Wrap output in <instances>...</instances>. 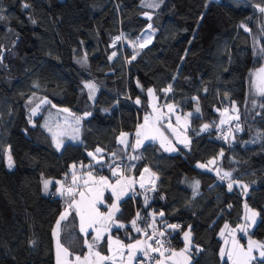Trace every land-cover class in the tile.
I'll use <instances>...</instances> for the list:
<instances>
[{
  "label": "trees",
  "instance_id": "obj_1",
  "mask_svg": "<svg viewBox=\"0 0 264 264\" xmlns=\"http://www.w3.org/2000/svg\"><path fill=\"white\" fill-rule=\"evenodd\" d=\"M142 2L0 0V264H55L52 231L67 204L56 194V181L71 164L92 162L88 152L97 147L103 150V164H110L102 170L95 166L105 174L125 156L128 147L124 150L117 138L134 130L150 112L148 88L159 104L173 103L178 111L193 113L185 130L190 144H176L177 151L171 154L151 142L138 149L140 159L130 160L126 171L133 162L135 176L148 168L155 174V190L148 185L140 194L123 197L117 216L125 227H114L112 235L127 242L140 237L131 225L139 212L137 223L146 224L151 234L154 229L163 231V241L173 250L184 246L182 232L190 226V264H229L220 256V232L226 223L229 227L242 223L247 203L260 213L249 235L264 239V95L255 105L248 96L249 73L264 62L260 53L264 21L259 11L264 3L164 0L149 8ZM23 3L29 7L23 8ZM147 10L151 19L144 15ZM148 31L150 43L131 47L129 40H144ZM88 82L96 86L92 99L84 87ZM30 97L32 106L47 99L50 103L41 104V109L66 107L81 117L80 139L66 140L57 151L42 126L44 112L30 117L25 104ZM233 104L237 107L229 133L233 137L228 134L222 141L212 126L223 107L232 110ZM86 112L91 115L85 117ZM204 124L210 127L201 132ZM7 147L12 169L6 166ZM213 158L211 170L197 167ZM225 172L231 176L221 179ZM44 179L52 181L47 194ZM230 179L240 186L229 191ZM243 185H248L246 195ZM151 211L164 215L155 216L149 227ZM169 224L180 227L173 230ZM59 239L71 256L86 251L74 213L62 221ZM107 248L104 238L98 249ZM251 264H261V259Z\"/></svg>",
  "mask_w": 264,
  "mask_h": 264
},
{
  "label": "snow or ice",
  "instance_id": "obj_2",
  "mask_svg": "<svg viewBox=\"0 0 264 264\" xmlns=\"http://www.w3.org/2000/svg\"><path fill=\"white\" fill-rule=\"evenodd\" d=\"M164 0H159V3L153 4L149 3L146 6L147 7H159L160 4H162ZM261 3H264V0H261ZM29 5L27 3H23V8H28ZM259 11L261 13H264V7H259ZM144 15L148 16V13H144ZM3 17H0L2 19ZM149 19H151L150 16H148ZM35 23V21H33ZM149 28L152 26L149 25ZM240 27H243L245 31H249L244 24H241ZM120 37H116V40H119ZM151 38L148 37L146 40V43H150ZM141 47H144L145 44H141ZM260 53H264V48L260 49ZM138 54V53H137ZM116 53H112V56L109 57L111 60L113 56H115ZM136 55L134 54L132 56V59H135ZM85 63H86V57ZM251 86L255 89L257 94L264 95V66L257 69L255 72L251 73ZM175 79V77H173ZM85 88L89 89V98L92 99L94 96V93L96 91V86L92 84L91 82L85 83ZM138 87H140L138 83ZM166 93L168 91H171V85L164 90ZM147 93L149 97H152L154 95V91L152 88L147 89ZM194 100H197L196 97H193ZM44 103H50L47 99L42 100L41 104ZM135 103L139 105L141 103L140 99L137 98ZM255 104V101H253ZM55 107V105H53ZM264 107V105H262ZM40 108V105L38 104L35 108L31 109V115L35 116ZM167 108L169 110V113L173 112L174 106L172 104H168ZM235 106L233 105V111H235ZM63 111L67 112L68 109H63ZM195 111L198 113L200 111V108L197 106ZM227 111V109H225ZM153 112L156 113V115H146L144 117V122L142 124H138L136 131H135V143L132 144L129 139V133L121 132L119 137L117 138L118 143L121 145H124L125 148L131 146L133 151L140 148L142 145H144L145 141L151 140V141H160V146L165 151H177L176 147L173 146L172 141L168 139L167 136L164 135V133L161 131L160 125L163 122V116L164 114L162 112H159L155 105H153ZM85 117L90 116V112H86ZM223 115V114H222ZM257 115H260V113H257ZM193 116L192 112H189L184 115L183 119L185 122L188 121L190 117ZM238 119V117H237ZM81 120V117H76V123L79 124ZM181 117L177 116V124L180 123ZM31 123V120H29ZM221 124L226 123L225 120L220 121ZM185 130L187 129V124L184 125ZM210 125L204 124L200 131L204 132L206 131ZM168 128L172 130V132L175 134L176 129L172 128L171 123H169ZM236 130L239 131L240 127L239 125L236 126ZM51 131V129H49ZM62 134V133H61ZM58 133L53 132L52 133V140L55 144V147L57 151L60 150L61 146L63 145V141L58 139V136L61 135ZM72 139H78L77 136H73ZM227 139V137H225ZM178 143H183L185 147L190 144V140L185 137L183 141H178ZM103 150L99 147L96 148L95 152H88V156L92 157L93 160H96L97 163L100 162V160L103 159L102 156L98 158V154H100ZM6 159H7V166L8 168L14 167V161L12 158V155L10 151L6 150ZM221 155H223V152H221ZM112 157L116 158V153H112ZM129 160H139V156H129ZM215 163V160L209 161V164ZM81 167H91L81 165ZM197 167L203 168L205 165L203 164H197ZM76 165H72V184L71 185H65L61 181H56V184L58 187L56 188V194L60 195L61 197L67 198V208L60 214L59 219L56 221V226L53 229V236L56 238V264H107V262H111V264H116V257L119 256L121 261L124 258L125 255V249H127V255L132 258L136 256L137 252H142L144 257L149 260H154L155 264H169V262H172V264H180V262L176 259L178 257L183 258L185 264L190 260V257L187 255L190 251L192 245L191 240V230L189 226V231H185L183 234L184 238V248L181 249L179 252L171 249L166 248L164 246V243L159 240L155 239V236L157 235L156 230L154 229L152 236H147V233L145 232L144 235L147 236L146 240H135L134 243L124 244L120 239H113L111 236V230L115 228H123L125 227L124 224L120 223L118 220L117 214L120 213V203L122 201V198L127 195L129 192H135V189L133 185L136 183V181L131 178L123 175V172L121 170V165L113 164L110 166V170L112 172V176L115 177V182L113 183L110 181L108 177L105 176H99L96 177L93 175L91 171H88L87 173H84L81 176H77L76 174ZM144 172H149L150 170L148 168L144 169ZM150 175L154 176V173H150ZM231 173L225 172L224 176L221 177V179H224L225 177H230ZM81 181L83 183L81 184ZM52 183L50 180H44L43 181V187L45 190V193L47 194V189L49 188V185ZM150 183L152 184V190H155V180H151ZM233 183H236L239 187L238 182H230L228 184V190L232 191L233 189ZM199 182H195V187H198ZM145 187L144 182V176L143 173H141L140 178V188ZM111 192L112 197H114L113 202L107 206L108 210L106 212H101L99 205H103L105 203V192ZM242 191L246 195L248 192V185L242 186ZM77 197H79L77 199ZM145 202L147 203V197H145ZM246 209V215L244 217V220L246 221L244 224L238 225L239 231L243 232L245 235H248V229L251 228L257 220V217L260 215L259 212L256 210H253L249 208L247 203L244 205ZM74 211L76 216L79 218L80 223V232L85 234V236L91 235V232H95L96 235L93 237L92 242H89L87 239H85L84 243L88 249V252L84 254L83 256L77 255L75 257V261H69L68 257L71 255L69 250L65 248L60 243V230H61V222L65 221L68 216L70 215V212ZM153 218H154V214ZM161 217H163L164 213H159ZM141 218L140 213L137 212L136 217L131 221L132 228L137 232H141V228L137 226V220ZM149 227H152L150 224ZM168 228H171L173 230L179 229V225L177 224H169L167 226ZM91 230V231H89ZM225 230L229 232L230 235H232V247L229 248H221L220 249V256L221 258L227 257V260L231 262V264H251V261L257 259L254 255V251L259 252V257L261 258V264H264V243L257 242L251 240L249 238V243L247 249H245L243 246L239 244V242L235 238V229H230L229 225L226 223L224 225V228L221 229V236H224ZM105 234H108L107 240H108V252L109 255H102L101 252L98 250L99 243L104 239ZM159 236H163L164 232L160 231L158 232ZM148 241H153L156 245L155 247L153 244L148 243ZM228 241L225 239V244H227ZM197 251H201V249L196 246ZM152 253H157L158 256H152Z\"/></svg>",
  "mask_w": 264,
  "mask_h": 264
},
{
  "label": "rangeland",
  "instance_id": "obj_3",
  "mask_svg": "<svg viewBox=\"0 0 264 264\" xmlns=\"http://www.w3.org/2000/svg\"><path fill=\"white\" fill-rule=\"evenodd\" d=\"M143 5H147V4H149V3H153V4H156V3H159V0H143ZM264 7V6H263ZM149 8H153V7H149ZM147 13L148 14H150V10H147ZM263 21H264V13H263ZM151 35H152V33H150V31H148L146 34H145V36H144V40L143 39H139V41H132V40H129L128 42L131 44V47H133V48H136V49H138L137 47H141L140 45L141 44H145V45H147L148 43H146V40H147V38L148 37H150L151 39H152V37H151ZM138 40V39H137ZM137 43H138V46H137ZM141 48H143V47H141ZM263 66H264V62H263ZM257 69H254V70H252L250 73H249V75L251 74V73H253V72H255ZM248 84L250 85V89H249V93H248V96H249V99L251 100V105H253L254 103H253V101H255L256 102V100H257V98L259 97V95H261V94H257V92L255 91V89L251 86V75H250V77H249V82H248ZM31 97H30V99L29 100H27L26 101V106H30L29 107V110H28V112H29V114H30V117H32V115H31V109H33V108H35L37 105H35V106H32L31 105V103H30V101H31ZM32 100H34V98L32 99ZM41 102V101H40ZM29 104V105H28ZM168 104H172L173 106H174V109H173V112L172 113H169V110H168V108H167V105H164L163 107H160V108H158L159 109V112H162L163 114H164V116H163V119H167L168 121L169 120H173L174 121V123H175V125H176V127L178 128V131H179V133L180 132H182V133H185L186 131H185V127H184V125L185 124H187V128L190 126V122H191V120H190V118L188 119V121L187 122H185V120L183 119V117H184V115L185 114H187V113H189V111H187V112H182V111H178L177 110V108L175 107V105L173 104V103H168ZM256 104V103H255ZM254 104V105H255ZM40 105V108H39V110H38V112H37V114H39V113H41L42 111L44 112V115L43 116H45L44 117V119H43V121H42V126L44 127V128H46V130L50 133V135H51V137H52V133L53 132H55V133H58V134H61V133H63V131L67 128V125H68V129H66V133H65V135H67V133H68V131L69 132H73V130H74V128H76L77 126H79V125H77V123H76V117L75 116H73V115H71V113H70V111L68 110L67 112H65V111H63V109H67L66 107H54V109L51 107V108H45L44 110L43 109H41V103L39 104ZM234 105V104H233ZM233 105L232 106H230V108L233 110ZM235 106V105H234ZM235 109L237 110V107L235 106ZM225 109H222L220 112V116H219V120H222V118L226 115V113L228 112V110H229V108L227 109V111H225V112H223ZM236 110L235 111H233L234 112V114H236ZM191 112V111H190ZM36 114V115H37ZM223 114V115H222ZM154 115H156V113H154L153 114V116ZM177 116H179V117H181V120H180V123L179 124H177ZM172 123V122H171ZM236 126L237 125H235V126H233L234 128V130L236 129ZM160 128H161V126H160ZM49 129H51V131H49ZM161 131L164 133V135L165 136H167L168 137V139L170 140V141H172V144H173V146H175L176 147V143L175 142H173V140L172 139H170L169 138V136L166 134V132L165 131H163L162 129H161ZM176 134H178V132L176 133ZM67 136H69V135H67ZM229 136H231V137H233V135L232 134H229ZM186 137V136H185ZM58 139H60V137H58ZM176 149H177V147H176ZM5 150H7V151H10L9 150V148L7 147ZM90 152H95V150L94 151H90ZM174 152H176V151H166V153H174ZM6 153V152H5ZM10 153H11V151H10ZM11 155H12V153H11ZM221 155H219V157H220ZM98 157H99V155H98ZM211 160H215L214 158L213 159H211ZM210 160V161H211ZM5 161H6V166H7V159H6V154H5ZM14 161V160H13ZM89 163H86V165L85 166H87ZM198 164V163H197ZM199 164H203V165H205V167H203V168H199V169H201V170H203V169H210L211 170V167L214 165V163L213 164H206V163H201V162H199ZM72 165V164H71ZM7 168H8V166H7ZM13 168V167H12ZM11 168V169H12ZM8 169H10V168H8ZM216 172H217V169L215 168L214 169ZM69 171H70V169H69ZM72 172V171H71ZM78 176V175H77ZM72 179V178H71ZM44 180H46V179H44ZM233 181H235V182H238L237 180H232V179H230L228 182L230 183V182H233ZM234 185H236V183H233V186ZM50 186V185H49ZM44 188V187H43ZM109 203H111V201L109 202ZM108 203V204H109ZM249 206V205H248ZM249 208H251V209H253V210H255L254 208H252V207H250L249 206ZM64 210H65V208H64ZM156 212L155 211H151L150 212V224H153V222H155L156 221V218H155V216L156 215H154V218H153V215L152 214H155ZM243 213H244V216H243V223H239L238 225H241V224H244L246 221L244 220V217H245V215H246V209H245V207H244V211H243ZM60 217V216H59ZM59 217L57 218V220L59 219ZM258 218H259V216L257 217V220H256V223H257V221H258ZM56 220V221H57ZM256 223L251 227V228H249L248 229V231L249 230H252L254 227H255V225H256ZM55 226H56V224H55ZM55 228V227H54ZM230 229H235L236 231H235V238H236V240L239 242V244L241 245V246H243L245 249H247V247H248V243H249V239H247V241H243L242 239H241V236L243 235V236H245V234L243 233V232H241L240 231V236H238L237 234H238V227H229ZM185 231H189V228H186L183 232H182V238H183V234H184V232ZM221 233V232H220ZM249 235V234H248ZM191 236H192V234H191ZM221 236V235H220ZM247 236V235H246ZM245 236V237H246ZM147 238V237H146ZM221 238H222V244H221V248H229V247H232V239H233V237H232V235H230L229 234V232L227 231V230H225V233H224V236H221ZM249 238H251V240H253V241H257V242H262V243H264V239H261L260 241L259 240H256V239H254V238H252L251 237V235H249ZM225 239H227V241H228V243L227 244H225ZM183 240H184V238H183ZM191 240H192V237H191ZM149 242H151V241H149ZM55 243H56V238H55ZM185 243V242H184ZM62 244V243H61ZM63 245V244H62ZM184 248V246L183 247H180V248H175L174 250L175 251H180L181 249H183ZM55 264H56V248H55ZM88 252V249H87V251L85 252V254ZM188 254H189V256H190V251L188 252ZM257 257H259V252L257 251ZM81 256V255H80ZM83 256V255H82ZM116 258H118V260L119 261H117V263L118 264H121L122 262L120 261V257H116ZM224 258H227L226 256L224 257ZM260 258V257H259ZM68 259H69V261H75V258L74 259H71V258H69L68 257ZM254 261V260H253ZM191 263V262H190ZM229 264H231V262L229 261Z\"/></svg>",
  "mask_w": 264,
  "mask_h": 264
},
{
  "label": "crops",
  "instance_id": "obj_4",
  "mask_svg": "<svg viewBox=\"0 0 264 264\" xmlns=\"http://www.w3.org/2000/svg\"><path fill=\"white\" fill-rule=\"evenodd\" d=\"M149 89V88H148ZM148 94V93H147ZM148 101H149V108H150V112H147V114L146 115H149V114H151V115H153L154 114V112H153V105H155L156 106V108L158 109V108H160V107H163L164 105H161V104H159L158 103V100H156V97H155V95H153L152 97H149V95H148ZM165 105H168V104H165ZM158 111H159V109H158ZM145 115V116H146ZM145 116H143V118L139 121V123L138 124H142L143 122H144V117ZM172 122V123H171ZM169 123H171V125H172V128H174V129H176V132H175V134L172 132V130L171 129H169L168 128V125H169ZM137 124V125H138ZM77 125H79V126H77L76 128H74V130H73V132H69L68 131V133H67V135H69V136H67V135H65V133H66V129H68L69 127H68V125H67V128L63 131V133L61 134V135H59L58 137H60V140H62L63 141V144H64V142L66 141V140H69V141H78L79 139H80V131H81V125H80V123L79 124H77ZM161 126V129L163 130V131H165L166 132V134L169 136V138L170 139H172L173 140V142H175L177 145L178 144H181V143H178V141H183L184 139H185V136H186V133H182V132H180L179 133V131H178V128L176 127V125H175V123H174V121L171 119V120H167V119H163V122H162V124L160 125ZM136 128H137V126H136ZM136 128L134 129V130H132V131H127L126 133H129V139H130V141H131V143L132 144H134L135 143V140H136V137H135V131H136ZM178 132V134H176ZM73 136H77L78 137V139H72V137ZM119 137V136H118ZM149 142H151V143H157L159 146H160V141L159 140H156V141H151V140H148V141H145L144 142V145L145 144H148ZM55 145V144H54ZM121 145V144H120ZM144 145H142L140 148H138V149H141ZM122 147L124 148V150H125V146L124 145H122ZM61 148H62V146H61ZM60 148V149H61ZM162 148V147H161ZM138 149H136L135 151H134V153H133V155H135V156H137L136 155V152L138 151ZM163 149V148H162ZM164 150V149H163ZM165 151V150H164ZM166 152V151H165ZM101 154H102V152L100 153V154H98L99 155V157L101 156ZM98 157V158H99ZM102 157H103V159L102 160H100V162L99 163H97V161L96 160H93L92 162H89V164L87 165V166H91L90 168L89 167H81V165H83V164H81V163H75V165H76V169H75V171H76V174L78 175V176H81V175H83L84 173H87L88 171H91L92 173H93V175L94 176H96V177H98V174L99 173H102L105 177H108L109 179H110V181H112L113 183L115 182V177H113L112 176V172H111V170H110V168H109V170H108V173L107 174H105L103 171H98L96 168L97 167H95V166H98L99 167V170H102V169H104V168H107V166H109L110 164H103V160L105 159V156H103L102 155ZM102 163V164H101ZM73 165V164H72ZM72 165H70L69 166V169H70V171L68 172V175H69V178L71 179L72 178ZM131 166L129 167V169L125 172V174H123L124 176H127V177H131V178H133L135 181H136V183L133 185V187H134V189H135V192H129L127 195H125L124 197H126V196H130V195H132V194H135V193H139V192H142L141 191V189L142 188H140V186H138V182H139V177H140V175H138V176H135L134 174H133V170L135 169V167H136V165H135V162H133V163H131L130 164ZM95 167V168H94ZM141 173H143L144 175H145V177H144V182H145V186H151L152 184L150 183V181L151 180H154V177L152 176V175H150V173L149 172H144V170L141 172ZM140 173V174H141ZM71 183H72V179H71ZM83 183V181H81V184ZM239 183V182H238ZM145 188V187H144ZM140 194V193H139ZM110 196L109 198H111V203L113 202V200H114V197H112V195H111V192L110 191H108V192H105V197L106 196ZM79 197H77V199H78ZM123 199V198H122ZM66 200H67V198H66ZM111 203H109V204H107V201H106V199H105V203L103 204V205H99V208H100V211L101 212H106L107 210H108V208H107V206L108 205H110ZM67 208V204H66V206H65V209ZM64 211V209L62 210V212ZM61 212V213H62ZM70 213H74V215H75V217H76V221H78V232H80V223H79V218L76 216V214H75V212L74 211H71ZM154 215H156V216H159V214L158 213H155ZM60 216V215H59ZM150 219V218H149ZM62 223V222H61ZM243 223V222H242ZM123 224V223H122ZM151 225H153V224H151ZM55 227V226H54ZM54 229V228H53ZM89 231H91V230H89ZM251 230H249L248 231V234H249V232H250ZM53 232V231H52ZM80 234L82 235V237H83V241H85V239H87L89 242H92V240H93V237L96 235V233L95 232H91V235H88V236H85V234H83V233H81L80 232ZM111 234V236H112V238L113 239H117L114 235H112V233H110ZM240 234V231L238 230V236H240L239 235ZM107 236H108V234H105V237L104 238H106V241L108 242V240H107ZM246 236V235H245ZM245 236H241V239L243 240V241H247V239H249V235H247L246 237ZM53 238H54V240H53V244H54V250H55V248H56V243H55V237L53 236ZM147 238L146 237H144L143 239H141L140 237H136V238H133L131 241H125V240H121L124 244H129V243H134L135 242V240H146ZM148 243H150L149 241H148ZM64 246V245H63ZM65 247V246H64ZM98 247V246H97ZM99 250V249H98ZM86 251H87V248H86ZM85 251V252H86ZM85 252H84V254H85ZM177 252H179V251H177ZM54 253H55V251H54ZM84 254H82V255H84ZM101 254L102 255H109V252H108V248H107V251L106 252H101ZM81 255V256H82ZM139 255H143V253L142 252H137L136 253V256L135 257H132V258H130L128 255H127V249H125V255H124V258H123V260L121 261V259H120V261L122 262L121 264H137V261H136V259H137V257L139 256ZM188 256H189V254H187ZM253 255L256 257V258H259V257H257L258 255H257V251H254L253 252ZM76 256H69V258H71V259H74ZM117 257H119V256H117ZM190 257V260L187 262V264H190V262H191V260H192V258H191V256H189ZM179 262H180V264H185V262H184V260H183V258H180V257H178V258H176ZM227 259V258H226ZM259 259H261V258H259ZM117 261H119L118 260V258H116V264H118L117 263ZM251 263H252V261H251ZM155 264V263H154ZM169 264H172V262H169Z\"/></svg>",
  "mask_w": 264,
  "mask_h": 264
},
{
  "label": "built area",
  "instance_id": "obj_5",
  "mask_svg": "<svg viewBox=\"0 0 264 264\" xmlns=\"http://www.w3.org/2000/svg\"><path fill=\"white\" fill-rule=\"evenodd\" d=\"M118 37V36H117ZM116 38V37H115ZM120 40V39H119ZM118 41V40H116ZM224 109H227L226 107H223ZM234 112L233 110H228V112L226 113V115L222 118L223 120L226 121V123L224 124H221L220 121L221 120H218L213 126H212V130H214L215 134L219 137L220 140L224 141L225 140V137L231 132V125H232V116H233ZM133 149L131 146L128 147L126 153L124 154L125 156L123 158H120L118 159L117 162H115L116 165H121V170L123 172V174H125V171L127 169V165L129 163V159L128 157L129 156H133ZM99 176H104L102 173H99L98 174V177ZM60 181L63 182L65 185H71V179L69 178V175L68 173H65L63 174L60 178ZM137 226L141 228V232L139 233V236L141 239H143L144 237H146V235H144V233L146 232L147 233V236H149L151 233V231L147 228L146 224H139L137 223ZM154 232V231H153ZM157 232V235L155 236V239H159L161 240L163 243H164V246L166 248H171L170 246V242L166 241L165 240L163 241L162 239V236H159L158 235V230H156ZM153 235V233L151 234V236ZM151 244H153V246L155 247L156 245L154 244L153 241H151ZM152 256H158L157 253H152L151 254ZM154 260H149V259H146L144 257V255L140 256L138 259H137V263L138 264H154Z\"/></svg>",
  "mask_w": 264,
  "mask_h": 264
},
{
  "label": "water",
  "instance_id": "obj_6",
  "mask_svg": "<svg viewBox=\"0 0 264 264\" xmlns=\"http://www.w3.org/2000/svg\"><path fill=\"white\" fill-rule=\"evenodd\" d=\"M143 176L145 177V175H144V174H143ZM140 178H141V174H140V177H139L138 186H140Z\"/></svg>",
  "mask_w": 264,
  "mask_h": 264
}]
</instances>
